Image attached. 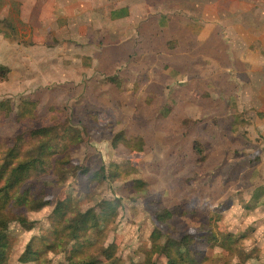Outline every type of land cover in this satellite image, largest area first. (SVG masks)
Here are the masks:
<instances>
[{
  "label": "rangeland",
  "instance_id": "rangeland-1",
  "mask_svg": "<svg viewBox=\"0 0 264 264\" xmlns=\"http://www.w3.org/2000/svg\"><path fill=\"white\" fill-rule=\"evenodd\" d=\"M70 6L69 0H0V66L9 70L7 79L0 81V102L11 110L6 115L0 109V152L12 148L19 137L21 152L30 151L37 143L31 131L47 127H53L61 148V136L71 128V133H81L82 142L52 158H69L71 167L92 172L104 167L110 179L91 183L77 168L50 171L33 181L31 192L47 205L37 211L8 207V264H23L19 258L28 245L40 259L26 264H69L71 244L50 251L44 240L52 232L55 204L65 199L81 213L93 209L98 214L104 201L119 203L118 216L105 233L92 234L96 251L84 252L74 259L77 262L93 253L99 264H107L101 251L111 247L117 264H147L150 236L158 229L161 242L195 237L189 248L195 264H264V143L250 127L254 115L234 113L235 104L212 99L206 92L202 98L188 97L172 88L166 96L160 87L155 90L156 84L139 91L143 80L138 86L120 81L119 89L108 81L118 77L111 70L114 64L116 72L127 66L117 56L106 58L104 44L101 52L93 47L106 29L110 32L103 43L113 42L108 37L115 29L94 18L100 34L90 35L92 43L86 48H76L82 38L71 32L75 27L69 25ZM101 59L109 65L107 72L101 73V67L90 74L82 71ZM160 84L164 88L165 83ZM25 101L36 104L31 121L17 116ZM91 119L99 130H90ZM119 133L142 138L143 152L113 147ZM115 167L136 172L118 180ZM137 181L146 185L148 196L136 194ZM160 209L173 213L163 226L155 219ZM22 216L32 222L29 229L20 225ZM203 225L211 229L203 230ZM209 230L233 236V250L202 242L215 235ZM153 263L167 261L155 256Z\"/></svg>",
  "mask_w": 264,
  "mask_h": 264
},
{
  "label": "crops",
  "instance_id": "crops-1",
  "mask_svg": "<svg viewBox=\"0 0 264 264\" xmlns=\"http://www.w3.org/2000/svg\"><path fill=\"white\" fill-rule=\"evenodd\" d=\"M69 2L71 32L82 38L76 48H86L90 35L100 34L94 18L115 29L108 37L113 42L103 43L106 29L93 46L101 52L104 44L106 58L117 56L127 66L116 72L114 64L111 71L118 77L108 79L113 85L120 89V81L138 86L143 80L139 91L156 84L155 90L160 87L166 96L179 88L188 97L202 98L206 92L212 99L226 98L235 104L234 113L254 115L250 127L264 143V0ZM105 64L94 60L82 71L90 74L101 67L104 73Z\"/></svg>",
  "mask_w": 264,
  "mask_h": 264
},
{
  "label": "trees",
  "instance_id": "trees-1",
  "mask_svg": "<svg viewBox=\"0 0 264 264\" xmlns=\"http://www.w3.org/2000/svg\"><path fill=\"white\" fill-rule=\"evenodd\" d=\"M9 70L0 66V81L7 79ZM36 104L32 101H25L18 110L19 121H31L35 118ZM0 109L6 115L10 114V105L0 102ZM53 118V117H52ZM54 120V119H53ZM236 120V119H235ZM90 130H99L100 126L97 121L91 119ZM71 128L64 131L61 136L64 144L59 147L55 142V133L53 127L40 128L31 131L32 139L37 143L30 151L21 152L23 145L22 137L18 138V142L10 149L0 152V264H8V256L6 247L8 243V235L6 233L8 227V207L21 206L29 211H37L47 205L45 201L38 198L34 191L31 192L36 180L41 176H45L51 171V174L59 172H69L70 170L77 171L76 167H71L69 158L63 157L53 159L56 154L63 155L71 145H79L82 142L81 133H71ZM112 146H122L131 153H142L144 150V141L140 137L127 138L123 133H119L112 140ZM66 149V150H64ZM64 150V151H63ZM197 152L201 151L197 149ZM114 170L118 175V180L127 179L131 172H136L134 169L115 167ZM79 174L84 176L91 183L109 180L106 174V169L101 167L98 171L92 172L88 168L79 169ZM111 176V175H110ZM134 185L136 194L148 196L146 185L142 181H137ZM31 192V193H30ZM34 198H33V197ZM119 203L115 201H104L99 205V213H95L93 209L81 213L72 206L70 199L58 201L55 204L52 215V232L44 240L48 250L53 251L57 248L64 249L71 244V249L68 252L69 264H99L100 262L93 258V253L96 251L94 236L105 233L104 228L115 221L118 216ZM173 217V213L168 209H160L155 213L156 222L159 225H165ZM19 223L22 227L29 229L32 222H29L25 217L19 218ZM203 230L211 229L210 226L203 225ZM211 234L215 232L209 230ZM104 235V234H102ZM101 235V236H102ZM163 235L161 231L155 229L150 236L151 247L147 253V264L153 263L155 256L165 257L166 264H195L192 259L189 248L191 247V239L195 237H185L181 240L165 239L161 242ZM233 236L227 235H211L208 239L202 238V242L210 244H218L223 246L230 253ZM213 246V245H212ZM95 247V248H94ZM94 250L89 253V258L82 261H75L76 257L82 256L84 252ZM101 253L105 256L107 264H117L114 259V249L108 247L103 249ZM40 259L36 256L35 251L30 245L27 246L24 254L20 256L19 262L26 264ZM241 262L237 263L240 264Z\"/></svg>",
  "mask_w": 264,
  "mask_h": 264
}]
</instances>
